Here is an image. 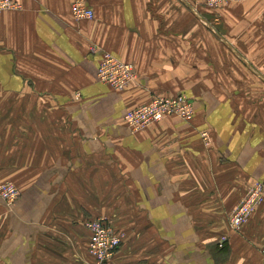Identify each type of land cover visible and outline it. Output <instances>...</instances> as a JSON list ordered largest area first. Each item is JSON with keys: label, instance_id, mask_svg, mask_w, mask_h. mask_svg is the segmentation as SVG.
I'll return each mask as SVG.
<instances>
[{"label": "crops", "instance_id": "0c3cea01", "mask_svg": "<svg viewBox=\"0 0 264 264\" xmlns=\"http://www.w3.org/2000/svg\"><path fill=\"white\" fill-rule=\"evenodd\" d=\"M13 1L22 10L0 16V183L20 195L0 200V264H96V218L123 236L106 264H264V205L242 233L228 222L264 183V0L230 1L222 24L194 16L200 0H81L95 18L80 21L77 0ZM104 53L133 64L137 86L102 84ZM179 94L189 123L125 125L153 95Z\"/></svg>", "mask_w": 264, "mask_h": 264}, {"label": "built area", "instance_id": "2783aa9c", "mask_svg": "<svg viewBox=\"0 0 264 264\" xmlns=\"http://www.w3.org/2000/svg\"><path fill=\"white\" fill-rule=\"evenodd\" d=\"M232 0H206L204 8L215 9L217 12L227 6ZM243 0H234V2ZM21 4L13 0H0V16L8 12H20ZM72 16L75 20H93L94 13L85 6L84 2L77 0L72 6ZM98 80L116 92H124L137 86L138 73L133 64L125 63L110 53H104L97 70ZM79 99L80 95L77 94ZM194 103L184 94L172 98L153 95L150 100L133 110L126 112L124 123L132 134H139L154 125L171 117L189 123L194 117ZM203 141L209 144L207 133L202 134ZM18 189L10 184H0V200L12 205L19 197ZM264 205V183L255 181L251 183L245 196L237 207L231 212L228 222L230 229L235 233H242L249 220ZM91 238L88 244V253L96 264H106L121 246L123 236L103 218L90 220L86 223Z\"/></svg>", "mask_w": 264, "mask_h": 264}, {"label": "rangeland", "instance_id": "374dc122", "mask_svg": "<svg viewBox=\"0 0 264 264\" xmlns=\"http://www.w3.org/2000/svg\"><path fill=\"white\" fill-rule=\"evenodd\" d=\"M205 1L206 0H200V1H198V2H200V3H197V9H196V12L194 13V16H195V14L199 17V18H204V19H206L208 22H211L212 24L215 22V21H217V24H222V19H223V17H222V12H223V8H225V7H223L221 10H219L218 12L215 10V9H210V10H205V9H203L204 8V3H205ZM94 13V12H93ZM94 18H95V14H94ZM209 25V24H208ZM220 26V25H219ZM219 26L217 27L218 29L217 30H219ZM206 27V26H205ZM210 27H213V25H211L210 24ZM207 28V27H206ZM259 99H261V95H260V97H259ZM5 183H9V182H2V183H0V184H5ZM10 184H12V185H14L17 189H18V191H19V193H20V189L18 188V186H16L15 184H13V183H10ZM2 201V200H1ZM96 219H100V218H96Z\"/></svg>", "mask_w": 264, "mask_h": 264}, {"label": "trees", "instance_id": "16d2710c", "mask_svg": "<svg viewBox=\"0 0 264 264\" xmlns=\"http://www.w3.org/2000/svg\"><path fill=\"white\" fill-rule=\"evenodd\" d=\"M205 10H207L206 8H204ZM208 11V10H207Z\"/></svg>", "mask_w": 264, "mask_h": 264}]
</instances>
